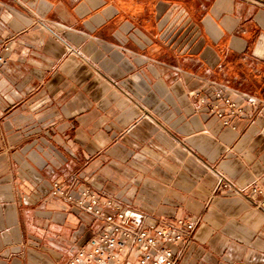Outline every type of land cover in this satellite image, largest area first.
Listing matches in <instances>:
<instances>
[{"label": "crops", "instance_id": "1", "mask_svg": "<svg viewBox=\"0 0 264 264\" xmlns=\"http://www.w3.org/2000/svg\"><path fill=\"white\" fill-rule=\"evenodd\" d=\"M2 43L0 264H70L100 225L51 194L73 177L147 223L193 221L180 264H264L247 196L264 175V0H0ZM213 83L245 110L231 125L199 101Z\"/></svg>", "mask_w": 264, "mask_h": 264}, {"label": "built area", "instance_id": "2", "mask_svg": "<svg viewBox=\"0 0 264 264\" xmlns=\"http://www.w3.org/2000/svg\"><path fill=\"white\" fill-rule=\"evenodd\" d=\"M7 49V45L0 44V63L5 62L2 51ZM212 85L200 96L201 105L226 125L242 118L245 110L230 97L232 89L226 85ZM248 98L252 104L257 103L255 97L248 95ZM51 194L62 197L71 207L90 213L100 223L87 241L79 245L70 264H131L133 261L137 264H180L175 246L188 242L195 229V223L186 219L147 223L124 200L107 191H95L78 184L77 177L54 182ZM247 196L264 211V175L252 181Z\"/></svg>", "mask_w": 264, "mask_h": 264}]
</instances>
